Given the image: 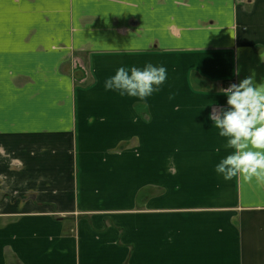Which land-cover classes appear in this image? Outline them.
I'll return each instance as SVG.
<instances>
[{
    "label": "crops",
    "instance_id": "0c3cea01",
    "mask_svg": "<svg viewBox=\"0 0 264 264\" xmlns=\"http://www.w3.org/2000/svg\"><path fill=\"white\" fill-rule=\"evenodd\" d=\"M147 63L146 101L105 90ZM253 73L264 0H0V264H264V185L217 174L208 119Z\"/></svg>",
    "mask_w": 264,
    "mask_h": 264
},
{
    "label": "clouds",
    "instance_id": "9594fccd",
    "mask_svg": "<svg viewBox=\"0 0 264 264\" xmlns=\"http://www.w3.org/2000/svg\"><path fill=\"white\" fill-rule=\"evenodd\" d=\"M167 77L162 64L147 63L142 68L122 65L105 79L104 88L146 101L160 91ZM220 92L227 97L226 106L214 107L208 119L218 129V136L225 138L223 147L232 151L215 164V171L225 180L239 177L264 185V78L257 83L253 73Z\"/></svg>",
    "mask_w": 264,
    "mask_h": 264
},
{
    "label": "rangeland",
    "instance_id": "374dc122",
    "mask_svg": "<svg viewBox=\"0 0 264 264\" xmlns=\"http://www.w3.org/2000/svg\"><path fill=\"white\" fill-rule=\"evenodd\" d=\"M82 61L80 58H78L76 55L71 56L70 61H69V68L68 72H70V76L73 80V84L76 85L78 83H84L86 79V73L83 68V64L81 63ZM228 87V85L226 86ZM140 195V198L142 199V203H138L136 206V210L139 211L141 208H144V203H145V196ZM58 216V215H56Z\"/></svg>",
    "mask_w": 264,
    "mask_h": 264
},
{
    "label": "built area",
    "instance_id": "2783aa9c",
    "mask_svg": "<svg viewBox=\"0 0 264 264\" xmlns=\"http://www.w3.org/2000/svg\"><path fill=\"white\" fill-rule=\"evenodd\" d=\"M230 84H228V86H229Z\"/></svg>",
    "mask_w": 264,
    "mask_h": 264
}]
</instances>
